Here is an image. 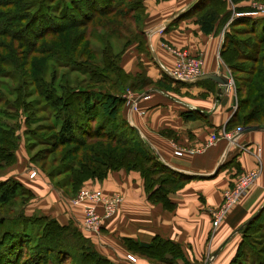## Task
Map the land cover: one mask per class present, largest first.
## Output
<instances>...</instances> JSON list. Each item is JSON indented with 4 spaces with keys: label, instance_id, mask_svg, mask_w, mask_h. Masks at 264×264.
I'll return each mask as SVG.
<instances>
[{
    "label": "trees",
    "instance_id": "trees-1",
    "mask_svg": "<svg viewBox=\"0 0 264 264\" xmlns=\"http://www.w3.org/2000/svg\"><path fill=\"white\" fill-rule=\"evenodd\" d=\"M145 1L4 0L0 2L5 19L2 20L4 28L0 31V103L6 105L0 108V163L14 161L20 144L16 123L7 125L5 119H16L20 109H24L29 114L27 122L32 124L36 121L34 110L31 108L35 103L29 100L31 95L25 98L26 85L30 84L46 104V109L51 111L49 113L54 117V121L60 125L55 137L54 144L57 145L55 148L71 145L66 153H72L73 162L66 166L65 171L70 173L68 179L73 183L74 188L90 179L102 181L112 171L135 170L140 172L144 179L150 201L162 203L169 209L175 207L169 194L183 188L193 176L167 165L140 137L137 129L121 111L120 106L124 99L116 92L94 87L92 84L88 88L83 87V80L76 79L74 83L77 84L76 86L65 80L66 84L60 86L57 84L59 73L51 70L52 64H50L51 72L47 71L48 67L45 64V61L49 60L50 63L59 64L61 68H69L72 72L79 70V74H85V81H94L96 69L92 71L88 67H83L84 63L76 60L71 47H65L70 46L74 41L71 35L75 28L86 27L100 17L99 26L104 25L103 28L107 27V31L103 32L102 37H94L106 42L103 52L111 53L113 64H109L113 65V70L120 74L123 72L124 78L126 75L129 77L132 74L126 72L121 64V57L126 48L138 41L139 49L148 50ZM243 1L247 0H197L177 17L182 19L190 15L196 16L205 33H211L218 21V27L226 24L220 55L236 72L245 75L244 78L238 79L240 80L237 89L238 105L227 128L237 126L246 128L255 125L264 127V16L259 18L240 16L231 20L233 9L228 10V5H235L237 11L249 9L250 5H239ZM103 20L108 22L103 23ZM128 23L134 25V30ZM114 38L121 43L115 54L112 43H109ZM74 45L75 43L72 45V50ZM89 66L91 68V65ZM133 76L143 77L147 81L146 84L153 81L143 71ZM166 77L175 83L188 84L177 82L167 73H163V79ZM17 78L21 79L19 85L2 84L5 79ZM5 87L9 90L8 94L15 98L11 100L6 98L8 96L5 94ZM151 87L162 86L156 84ZM97 106L99 111L94 115ZM184 116L190 114L185 113ZM115 118L121 121L122 125L118 128L123 130H113L108 127L110 120ZM131 134L134 136L129 140L128 135ZM31 191L15 178L0 180L1 202H9L20 194H30ZM263 213L264 208L241 230L244 237L234 257L235 264L242 263L241 257L247 239L254 240L260 230L264 229ZM7 220L13 222V226L7 225L10 227L1 232L0 246L8 243V257L10 252L22 242L23 246L28 245L35 252L42 249L43 256L44 253L55 252L58 263L63 262L64 259H72L73 264H114L101 254L89 237L82 233L83 230L73 223L63 225L56 217L45 213L37 217L29 216L26 215L23 207L19 211V218ZM4 222L5 220L0 221V223ZM19 224L21 228L18 227ZM31 227H37L35 237L39 244L34 242L35 237ZM67 232L69 237H66ZM123 243L129 250L156 262L171 264L177 258L184 256L180 243L160 235L154 236L149 242L124 237ZM251 253L257 257L256 260L260 264L264 263L255 249H250L249 255ZM46 258L47 256L40 259L39 264L41 262L46 264L48 262Z\"/></svg>",
    "mask_w": 264,
    "mask_h": 264
},
{
    "label": "crops",
    "instance_id": "crops-1",
    "mask_svg": "<svg viewBox=\"0 0 264 264\" xmlns=\"http://www.w3.org/2000/svg\"><path fill=\"white\" fill-rule=\"evenodd\" d=\"M196 1H145L148 50L144 56L147 59L150 56V61L141 59V65L147 72L157 69L163 75L165 69L172 71L177 61L175 51L181 50L203 57V74L220 72L228 75L218 57L226 24L218 27V21L211 33H205L196 16L177 18ZM250 3L247 0L239 5L248 6ZM232 6L229 4L228 10ZM134 49L139 53L138 47L134 46ZM122 59L124 68V56ZM142 68L133 65L129 72L136 74L142 72ZM183 86L181 91L165 87L149 88L151 97L138 98L139 112L134 114L129 110L126 115L160 159L170 167L193 176L171 196L175 204L173 209L148 199L144 179L135 170L112 171L102 181L86 182L87 187L100 188L107 195L120 193L123 196L117 213L104 221L100 238L92 235L96 248L113 260L124 259L125 264H154L142 256H136V263L125 260L128 250L123 238L149 242L160 235L180 243L182 247L184 256L177 258L173 264H205L211 254L213 257L208 264H235L233 261L241 240V230L237 229L264 204V127L243 131L236 142L230 144L224 132L236 111V95L230 89L233 83L220 86L211 79H204ZM185 113L190 116L185 117ZM214 136L219 140L209 144ZM176 149H182L183 154H175ZM258 153L261 155L260 162ZM259 166H262L259 178L214 226L212 211L222 204L224 192L235 186L241 174ZM29 181L26 182L29 188L36 184L41 185L40 188L48 186L46 192L50 195L46 197L51 200V205L47 203L42 209L44 213L62 223L69 220L82 222L81 206L69 204L59 195L53 203L55 191L45 179Z\"/></svg>",
    "mask_w": 264,
    "mask_h": 264
},
{
    "label": "rangeland",
    "instance_id": "rangeland-1",
    "mask_svg": "<svg viewBox=\"0 0 264 264\" xmlns=\"http://www.w3.org/2000/svg\"><path fill=\"white\" fill-rule=\"evenodd\" d=\"M2 1L4 0H0V2ZM252 2H259L264 5V0H252ZM2 9L3 8L0 7V12H1L0 13V31H2V29L4 28V21L2 20H5L2 15L3 14ZM232 9H233L232 11L233 13L238 12L235 9V5L232 6ZM147 16L148 14L146 11L145 19L147 18ZM99 20H100V17L95 20L96 22L94 21L92 24L86 27L75 28L73 30V34L71 35L74 41L70 44V46L65 47V48L71 47V52L73 51L76 60L84 63L82 64L83 67H88L92 71L96 69L94 72L95 73L94 81L92 82L85 81L86 80L85 74H79V70L72 72L71 69L69 68L67 69L61 68L59 64L56 65L55 63H50L49 60L47 62L45 61V64L48 67L47 71L51 72V70H53L59 73L58 74L59 81L57 83L58 85L62 86V84H66L65 80H69L71 84H74L76 83V79H78V80H83V83H82L83 87L87 86L88 88L92 84L94 87L103 88L110 92H116L118 95H120L124 99V102L120 106V108L125 117L127 113H129V110L130 112H134V114L136 112L137 113L139 112L140 108L138 104L136 107L134 106L131 109L130 104L132 103V100L136 99L139 96H141L142 98L144 97V99L151 97V91L148 89L153 85L160 84L162 87H165L168 89L173 88V89H177L178 91H181V89L184 88L183 86L184 84L182 83L174 84L167 77L163 79V75H161V73L157 69L155 72H153V69H152L151 73H149L150 72L149 70L147 72V70L142 68L143 66L141 65V59H144L145 61L147 60L150 61V56L148 57V59L146 56H144L147 51L139 49L140 45L138 41H135L132 44H130L126 48V50L124 51L121 57L122 59L124 56V62H123L124 70L128 73H131L132 75H129V77L126 75L124 78V76L122 75L124 74L123 72H121L122 74H120L119 72H116L115 70H113V65L109 64V63H112L111 53L109 51L103 52L104 48L106 47V42L103 39L100 40L99 37H98L99 40H97L96 37H94V36L102 37L103 32H105V30L107 31L106 29L107 27L103 28L104 25L103 27H100L101 25L99 26V23H100ZM108 20H111V18H108ZM108 20H103V23L108 22ZM128 24L131 25L134 30L135 28L134 25L132 23H128ZM259 28L260 30L262 29L261 24ZM99 33H101V35ZM74 43H75L74 50H72L73 49L72 45ZM109 43L110 44L112 43L111 45H113L114 54L116 51L119 50V47H121V43H119V40L117 41V39L115 38L111 39ZM134 46L138 47V49L140 50L139 53H136ZM143 51L144 53H142ZM194 56L198 58L199 55L198 56L194 55ZM200 57L203 58L201 55ZM218 57L221 61V64L224 65L225 72L231 77L233 86H231L230 89L236 95V99H237L236 109H237V105H238L237 89H238V84L240 83V80L238 79L244 78L245 75L243 73L236 72L234 68L231 66V64H229L226 60H224L220 54ZM86 63L91 65V68L89 65H86ZM239 63H241V61H239ZM50 64H52L51 70H50ZM121 64H122V61H121ZM243 64H246V63L243 62ZM133 65L138 66L139 68H142L143 73L149 76L153 81L151 83L149 82L148 84H146L147 81L143 77L136 78L135 76H133L137 74V73L134 74L132 71L129 72V70H131V66ZM203 68H204V63L202 66V71H201L202 73L204 72ZM64 76L66 78H63ZM20 80L21 79H18V78L14 80L5 79L3 80L2 84L5 83V85H8V86H16V85H19L18 82ZM76 85L74 84V86ZM33 90L35 89L33 88L32 85L30 84L26 85L25 98H28L31 95L29 100L35 103L31 105V108L34 110V113H35L34 117H36V121L33 122L32 124H29L27 122L28 120L27 118L29 114H28V111L27 110L25 111L24 109H20L19 114L16 119H12V120L5 119V123L7 125H13L16 123L17 128H18L17 134L20 135V144L16 150L17 157L15 158L14 161L12 160L9 162L0 163V180H5L8 178H15L19 180L21 183H23L26 187H28L26 182L29 181L30 179H35V180L40 179V178L45 179V182L50 186V188L53 191H55L53 195V198H54L53 203H55V200H56L55 197L59 195V196H62L64 200L67 199L69 204L74 205L72 203V200L78 195V193L82 189L87 187L86 182H88V180L85 181L83 184H79L78 186H76L77 188H74L73 183L70 181V179H68V177L70 176V173L65 170L67 169L66 166L70 165V163L73 162L72 161L73 155L72 153H66V150L71 145H67V146L65 145L64 147L55 148L57 146L54 144L56 142L55 137L58 133V129L60 125L58 124V122L54 121L53 119L54 117H52V115L49 113L51 111H49V109H46L47 108L45 106L46 104L42 101V99H40V95L37 94L38 92H36V90L34 92ZM4 91H5V94H7L8 96L6 98H9L10 100L12 98H15L13 97V95L8 94V91H9L8 88L5 87ZM29 91L31 92L30 94H29ZM5 106L6 105L4 103L3 104L2 102L0 103V108L5 107ZM97 111H99L98 106L95 109L93 114L96 115ZM11 112H15V111H11ZM126 118L128 119V117ZM121 125H122L121 121L115 118L113 120H110L108 127L112 128L113 130H123V128H118ZM226 129H227L226 131H232V130H238L240 128H238L237 126L234 128L231 127V128H226ZM124 130L127 131V129H124ZM133 136L134 135L132 134L128 135V139L132 140ZM33 172L36 173L35 176H31ZM90 180H98V179H90ZM29 183H31V181H29ZM32 183H35V181H33ZM40 186L36 184V186H33L35 189L33 187H31L33 189L28 187L29 189L32 190L30 194L22 193L17 198L9 202L4 203L0 201V221L5 220L4 223H0V234H2L1 232H4V230H7L10 227V226L7 227V225L11 224L13 226L12 224L13 222H10V220H7V219L19 218V211L21 210L22 207L25 209L26 215H29V216L33 215L37 217L40 214L44 213L42 209L45 208L47 203L49 206L51 205L50 204L51 200L49 201L46 197L50 195V192H46L47 191L46 189L48 188V186H42L41 188ZM41 189L45 191H40ZM229 189H232V188H229ZM177 191L171 192L169 194L170 198L173 194H176ZM223 201H224V198H223ZM262 222L264 223V213L262 216ZM60 223L63 225L73 223L76 226H78L80 229H82L81 223L75 222V221L73 222L72 220L71 221L69 220L68 223H62V222ZM18 227L21 228V225L19 224ZM31 228H33L32 231L35 237V234L37 233V227H31ZM242 229L243 227L240 230ZM252 229H254V227ZM252 229H251V232H252ZM82 233L85 236L89 237L91 242H93L92 243L93 246L96 248L94 237H92V235L96 236L97 237L96 239H99L100 236L102 235V227L97 234H90V233L85 232L84 230L82 231ZM240 234H241V240H240L239 246L241 245L243 241V237H244L242 231ZM69 236L70 235L67 232L66 237H69ZM34 242L39 244L37 237H35ZM246 243L247 244L244 249V254L241 257L243 259L241 260L242 264H250V263L260 264L259 261L256 260L257 257L255 255H253L252 253L249 255L250 249L251 250L255 249V252L259 254L258 255L259 257L263 258L261 259L264 262V229L260 230V233L255 236L254 240L247 239ZM4 244H5L4 246L3 245L0 246V252H1L0 253V264H39L40 259L42 260V258H45L46 256L48 258V259L46 258L48 260L46 264H63L64 262L65 264L74 263L72 259H69V260L64 259L63 262L58 263V261L55 258L56 257L55 252L53 251L50 253L47 252V253H44L45 255L43 256L42 249L37 251L38 252L37 253L34 250L30 249L28 245H25L26 247L23 246L22 242L19 244V246L16 249L14 248L15 250L13 252H10V256L8 257V251H9L8 243H4ZM125 248L128 251H126L127 253L125 254L124 258L130 263H136L137 262L136 256H142L135 251L129 250V248L126 245H125ZM100 253L106 256L114 264H125V262L123 261L124 259L120 261L116 259L113 260L110 256H107L102 252ZM129 255L134 256L135 261L131 260L128 257ZM212 255L213 254H211V256L208 257V260H205L206 261L205 264L209 263L208 261L213 257ZM142 257L147 258L149 261H151L154 264H169L165 262L152 261L150 258L146 256H142Z\"/></svg>",
    "mask_w": 264,
    "mask_h": 264
},
{
    "label": "built area",
    "instance_id": "built-area-1",
    "mask_svg": "<svg viewBox=\"0 0 264 264\" xmlns=\"http://www.w3.org/2000/svg\"><path fill=\"white\" fill-rule=\"evenodd\" d=\"M248 16L253 18H259L264 16V5L259 2H251L249 9L244 11L234 12L231 20L234 17ZM170 48V47H169ZM171 49V48H170ZM177 55V62L171 73L182 79H192L202 75V66L204 63L203 58L198 56H191L186 51H175ZM229 79L231 77L228 75ZM232 83L230 80L229 85ZM143 96V95H142ZM138 98L132 100L131 109L138 104ZM142 98V97H140ZM143 113V111H141ZM243 132V129L233 131H225L224 137L229 140V143H235L238 135ZM219 140V137H212L209 140V144H213ZM261 149L259 148L258 151ZM175 154L182 155V149H176ZM260 153L259 157L260 162ZM261 164V163H260ZM262 166L254 169L248 173H243L238 178L235 186L232 189H228L224 194V201L218 209L212 211L213 224L217 226L222 219L225 217L229 209L234 206L242 197V195L248 190V188L255 183L261 174ZM36 173H32L31 176H35ZM123 201V196L120 193L107 195L100 188L85 187L78 195L72 200V203L76 206H81L83 209V220L81 222V228L87 233L97 234L104 221L113 217ZM131 260L135 261V257L132 255L128 256Z\"/></svg>",
    "mask_w": 264,
    "mask_h": 264
},
{
    "label": "water",
    "instance_id": "water-1",
    "mask_svg": "<svg viewBox=\"0 0 264 264\" xmlns=\"http://www.w3.org/2000/svg\"><path fill=\"white\" fill-rule=\"evenodd\" d=\"M165 72L168 73L169 75H171V77H173L175 80L182 81L185 83H194L196 81H200V80H204V79H211V80L215 81L216 83H218L220 86H227L230 83L229 77L226 74H223L220 72L206 73V74H202V75L197 76V77L192 78V79L177 78L171 73V71H168L166 69H165ZM235 104H237L236 98H235ZM260 128H261V126L255 125V126H251V127L242 128V129L244 132H247V131L257 130ZM263 208H264V204L257 211V213H255L252 217H250L242 226H240L237 229V231H239L242 227H244L246 224L250 223L254 218H256L262 212Z\"/></svg>",
    "mask_w": 264,
    "mask_h": 264
},
{
    "label": "bare ground",
    "instance_id": "bare-ground-1",
    "mask_svg": "<svg viewBox=\"0 0 264 264\" xmlns=\"http://www.w3.org/2000/svg\"><path fill=\"white\" fill-rule=\"evenodd\" d=\"M203 74V73H202ZM228 76V75H227ZM231 80V79H230Z\"/></svg>",
    "mask_w": 264,
    "mask_h": 264
}]
</instances>
